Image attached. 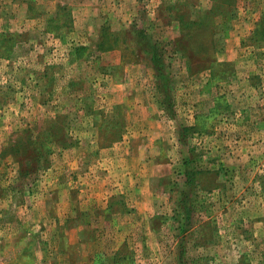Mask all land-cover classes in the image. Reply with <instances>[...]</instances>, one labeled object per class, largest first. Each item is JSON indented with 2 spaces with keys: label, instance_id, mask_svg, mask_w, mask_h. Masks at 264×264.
<instances>
[{
  "label": "rangeland",
  "instance_id": "374dc122",
  "mask_svg": "<svg viewBox=\"0 0 264 264\" xmlns=\"http://www.w3.org/2000/svg\"><path fill=\"white\" fill-rule=\"evenodd\" d=\"M149 229L264 264V0H0V264H134Z\"/></svg>",
  "mask_w": 264,
  "mask_h": 264
},
{
  "label": "crops",
  "instance_id": "0c3cea01",
  "mask_svg": "<svg viewBox=\"0 0 264 264\" xmlns=\"http://www.w3.org/2000/svg\"><path fill=\"white\" fill-rule=\"evenodd\" d=\"M85 45V44H83ZM128 138H126V136H123L122 139H119L117 142L118 144H124L127 142ZM116 143V142H115ZM114 143V144H115ZM116 146L115 145H111L110 147H108V150L110 149H115ZM104 150V149H103ZM126 174H128V172H124L123 174H121L123 177H121V183H119L118 188H116V190L119 192V188L123 189V191L120 190V192H126L131 190L132 188L127 185V179H129V177L126 176ZM117 184V182H116ZM128 187V188H127ZM115 189L112 187L111 188V193H114ZM162 193V192H161ZM157 194V192H156ZM156 197V196H155ZM162 199L164 202H152L154 209L156 208V211L154 212V214H164L166 212H163V209H167L169 211L168 215L174 213L175 211L180 213L179 209V203H176V208L177 210H175L174 208L172 209V202H166L164 197L161 195ZM175 205V204H174ZM170 206V207H167ZM157 208L161 209V210H157ZM173 210V212H171ZM150 230V229H149ZM21 234V233H20ZM188 234L186 233H179L178 231L175 230H164V229H159L157 231L154 230H150V231H146L142 233V241H141V246L138 249H134L133 250V254L138 256V262L137 260H134V264H183V262L186 260V263L184 264H192V259L190 262V259L187 258H183V255L186 254H192L194 255V253H196L197 251H201L203 252L204 249L206 248H211L212 244H202V243H198L195 241V234L192 238L186 236ZM23 236V234H22ZM124 240L121 242L123 243ZM120 243V244H121ZM124 244V243H123ZM208 245V246H207ZM122 248V246H121ZM191 251V253H190ZM156 255V259L153 263L147 262L143 257H145L144 255ZM180 254L182 255V258L179 259ZM114 255V254H112ZM145 258H149V257H145ZM150 259V258H149ZM153 260V257L150 259ZM182 261V262H181Z\"/></svg>",
  "mask_w": 264,
  "mask_h": 264
},
{
  "label": "trees",
  "instance_id": "16d2710c",
  "mask_svg": "<svg viewBox=\"0 0 264 264\" xmlns=\"http://www.w3.org/2000/svg\"><path fill=\"white\" fill-rule=\"evenodd\" d=\"M84 47V46H83ZM60 128H62V127H60ZM50 130H52V126L51 127H49V130H48V132L50 131ZM65 135L66 134H64L63 132H62V134L60 135L62 138H64L63 140H61L60 142H62L63 144H65L66 145V137H65ZM29 139H31V137H29ZM56 140H58V139H53V140H51L52 142H54V141H56ZM10 149H11V151H12V153H11V155H12V158L13 157H15V156H17L18 155V153L20 152V151H18V150H16V147L14 146V145H11L10 146ZM16 150V151H13V150ZM47 155V154H46ZM39 158H40V156H39ZM33 159H34V157H33ZM38 159V158H37ZM36 159V160H37ZM29 174V171L28 170H25V169H21V171H19L18 172V176H26V175H28ZM30 175V174H29Z\"/></svg>",
  "mask_w": 264,
  "mask_h": 264
}]
</instances>
